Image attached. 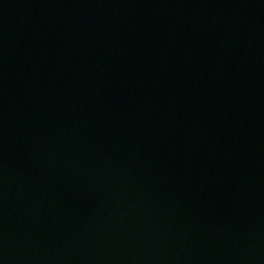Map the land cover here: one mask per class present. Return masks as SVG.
Returning a JSON list of instances; mask_svg holds the SVG:
<instances>
[{
  "label": "water",
  "instance_id": "obj_1",
  "mask_svg": "<svg viewBox=\"0 0 264 264\" xmlns=\"http://www.w3.org/2000/svg\"><path fill=\"white\" fill-rule=\"evenodd\" d=\"M0 264H264V0H0Z\"/></svg>",
  "mask_w": 264,
  "mask_h": 264
}]
</instances>
